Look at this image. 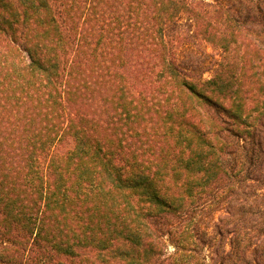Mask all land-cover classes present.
Wrapping results in <instances>:
<instances>
[{
  "label": "trees",
  "instance_id": "16d2710c",
  "mask_svg": "<svg viewBox=\"0 0 264 264\" xmlns=\"http://www.w3.org/2000/svg\"><path fill=\"white\" fill-rule=\"evenodd\" d=\"M214 2L0 0V264H264V0Z\"/></svg>",
  "mask_w": 264,
  "mask_h": 264
},
{
  "label": "rangeland",
  "instance_id": "374dc122",
  "mask_svg": "<svg viewBox=\"0 0 264 264\" xmlns=\"http://www.w3.org/2000/svg\"><path fill=\"white\" fill-rule=\"evenodd\" d=\"M194 2H198V1H202V2H205V3H207V4H211V5H213V4H215V2H214V0H193ZM182 22H186V20L185 19H183V21ZM205 52L208 54V55H210L211 57H212V55H214L215 54V51L212 49V48H210V47H208V48H205ZM199 50H195L194 52H193V54H189L187 57H180L181 59V61L182 62H187L189 65H192L193 66V68L197 71V73L199 74V77H202L203 76V78L204 79H210L211 77H212V74L211 73H206V74H204L203 75V73H204V70L202 69V67L204 66V64H205V60L202 58V57H199ZM179 58V57H178ZM197 74V75H198ZM230 250V248H228V251Z\"/></svg>",
  "mask_w": 264,
  "mask_h": 264
}]
</instances>
